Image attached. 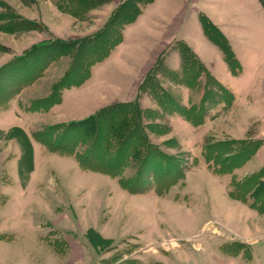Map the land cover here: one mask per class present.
<instances>
[{"label": "rangeland", "instance_id": "1", "mask_svg": "<svg viewBox=\"0 0 264 264\" xmlns=\"http://www.w3.org/2000/svg\"><path fill=\"white\" fill-rule=\"evenodd\" d=\"M123 1L0 0V67L40 44L93 37ZM153 1L139 5L140 15ZM250 2L243 0L245 15L237 32L241 31L238 38L244 40L234 44L241 59L248 61L244 69L232 49L237 62H226L221 47L226 43L216 30H209V36L203 31L225 61L227 75L221 82L191 48H183L179 37L145 70L137 68L125 80H115L113 74H122V68L126 73L128 67L133 69L132 65L122 67L114 61L106 64L121 43L104 60L88 68L83 66V61L98 51V43V49L75 46L70 54L57 57L34 82L41 80L38 85L24 93L27 87L23 88L9 101L3 110L14 104L11 108L15 121L37 129L48 122L40 114L60 105L64 91L81 87L93 76V90L102 96L101 108L130 102L138 96L139 106L147 116L143 124L153 131L169 129L167 134H156L146 128L145 133L148 142L161 153L182 162L183 177L168 187V178L154 179L148 192L131 194L120 186V181L135 174L133 162L123 170L121 178H113L83 170L74 156L50 152L35 141L36 167L29 171L23 168L21 178L17 177L15 160L3 163L0 264H264V212L251 207L256 206L254 198L232 197L237 193L235 183L260 170L264 181V13ZM136 20L125 27L118 23L113 39L119 34L123 40L125 28ZM201 51L204 57L214 55L209 50ZM74 52H78L77 74L70 83H77L87 74L88 78L79 87L64 89L60 103L49 110H28L32 101L48 97L53 85L66 75ZM170 53L179 61L177 69L171 68ZM36 57L32 55L27 62ZM154 65L151 82L139 90ZM191 67L192 71H188ZM207 75L232 94L228 104L220 101L224 96ZM204 95L210 96L202 102ZM66 101L53 111L52 123L47 126L78 121L67 120L79 117L72 106L81 100ZM191 108L204 110L201 124L194 125L185 117V110ZM16 132L12 139L18 146L2 144L9 158L25 146L24 136ZM218 143L235 145L237 157L226 168L204 156L206 144ZM240 149L245 151L238 155ZM26 165L31 167L28 161Z\"/></svg>", "mask_w": 264, "mask_h": 264}, {"label": "trees", "instance_id": "2", "mask_svg": "<svg viewBox=\"0 0 264 264\" xmlns=\"http://www.w3.org/2000/svg\"><path fill=\"white\" fill-rule=\"evenodd\" d=\"M151 1L124 0L114 11L104 28L93 37L79 42L56 40L50 44H40L32 48L24 56L15 58L0 67V109L6 108L9 101L18 95L23 88L28 87L41 78L51 61L63 54H70L75 49V46L84 49L93 47L94 49L97 48L96 44L99 43V49L97 48L99 52L97 51L90 56L92 58L85 63L83 61L85 68L104 60L111 50L122 41L119 34L113 39L112 32H116L117 24L122 23L125 27L133 23L140 15L139 5ZM258 2L264 9V0H258ZM199 21L206 35L210 32L209 30H216L220 39L226 43L221 45L225 52L226 62L231 64L236 61L223 34L203 14L199 15ZM110 32L112 33L111 38ZM209 38L219 46L214 38ZM101 42L102 45H100ZM183 45L184 49H189L185 43ZM32 55L37 57L34 61L28 63L27 60ZM77 56L78 52H74L69 70L60 81L53 85L50 95L44 99L32 101L28 110L47 111L60 103V95L64 89L82 85L88 78V74L83 76L77 83H70V79L77 74L75 68ZM157 62H160V60ZM154 68H156V65L147 73L139 86V90L142 89L144 83L151 82ZM188 71H192V67ZM207 77L224 96V99L220 101H227L226 104H228L232 94L210 75H207ZM193 80L191 79V83ZM209 96L204 95L202 102ZM184 114L187 120L193 122L194 125H199L203 121L204 110L199 108L195 111L194 108H191L185 110ZM143 115L144 112L139 106L137 96L133 101L115 103L101 108L82 120L44 127L42 130L33 133L32 138L45 146L50 152L74 156L83 170L113 178H121L123 170L130 162H133L136 166L135 174L131 178H121L120 186L131 194L146 193L152 187L151 181L154 179L168 178L166 187L173 185L174 182L183 177V168L180 160L177 161V158L161 153L150 144L145 133L146 128L149 132L156 134H161L162 131V134H167L169 129L164 127L161 131H153L152 127L143 124V118L144 120L147 118L146 115ZM149 117H154V115L150 114ZM153 126L156 125L154 124ZM11 131H18L25 137V146L22 149V152H24L23 158L30 160L32 148L27 137L18 128H13ZM233 146H235L233 143L206 144L203 148L204 156L207 161L213 160L226 168L237 157V154H234ZM243 151L245 150L240 149L238 155L242 154ZM28 169L31 170V167ZM261 173H263V170L254 173L250 178L242 182L235 183L234 188L237 193L232 195L235 199H243L244 196L254 198L256 206L251 207L260 213L264 212V181L261 180ZM0 239H3V237L0 236Z\"/></svg>", "mask_w": 264, "mask_h": 264}, {"label": "crops", "instance_id": "3", "mask_svg": "<svg viewBox=\"0 0 264 264\" xmlns=\"http://www.w3.org/2000/svg\"><path fill=\"white\" fill-rule=\"evenodd\" d=\"M250 1L260 13H264V9L261 7V9L257 8L256 6L257 3L259 5L258 0H256V4L255 0ZM244 11L245 6L243 0H154L151 4L145 7L143 13L137 18L133 25L125 28L121 44L115 48L106 64L109 65L110 61H114L118 62L122 67L132 65L133 69L128 67L126 73L124 68H122V74H113L115 80H125L129 77L130 72H137V68H143V70H145L147 68L145 66H149L152 61H155L156 57L163 51V49L169 47L173 40L179 37L182 39L181 41L198 55L201 62L206 67H209V71L215 79L221 82L223 81V76L227 75V67L225 61L221 57V52L217 49V46L204 36L199 21V15L203 14L206 16L208 20L223 34L229 42L237 60L244 69V66L248 61L245 59L243 61V59H241L234 46V44L237 43L235 42L236 40H244L243 38H238L241 36V31L240 33H237L239 31L238 29H240L239 27L242 28L241 25L243 24L245 15ZM202 49L211 51L214 54V57H204V52L201 51ZM168 58H170L172 62L171 68L177 69L176 67L179 64V61L176 59V55L170 53ZM1 65L2 62L0 61V66ZM92 78L93 76L79 88L64 91L61 104L55 106L49 112H43L41 114L36 113V115L40 114V116L45 117L46 120L48 119V122H43L37 129H32L26 124L24 126L19 125V123L15 121L17 119H15L12 114L14 109L11 108L14 107V104L12 105L11 103L12 106L9 110L0 109V177L1 172H3L2 167L6 168V165L3 166V163L7 164L10 160L16 161V174L18 179L21 178L20 176L22 175L21 171L24 170L23 168L29 170L26 165V162L29 159L23 158L24 152H16L14 157L9 158L4 151H2L3 143L18 146L17 141L12 139V135L15 136L16 132L11 131L13 128L20 129L30 142L32 155L29 163L31 168L34 169V166L36 167L37 164V142L32 138V134L36 131L42 130L44 127L52 123L50 122V116L53 111L67 103L66 99L77 98L79 101L81 100L79 105L72 106L74 108L73 113L79 114V117H69L67 121L83 119L104 106L102 103H99L102 101V96L96 89L93 90L91 82ZM40 81L41 80L37 81L32 86L27 87L22 93L32 89L38 85ZM49 91L50 88H48L45 95L48 94ZM68 104H71L70 101ZM23 139L25 140V137Z\"/></svg>", "mask_w": 264, "mask_h": 264}]
</instances>
